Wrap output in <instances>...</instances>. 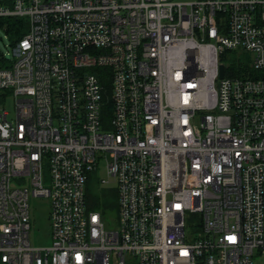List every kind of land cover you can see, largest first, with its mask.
<instances>
[{
    "label": "built area",
    "instance_id": "1",
    "mask_svg": "<svg viewBox=\"0 0 264 264\" xmlns=\"http://www.w3.org/2000/svg\"><path fill=\"white\" fill-rule=\"evenodd\" d=\"M9 18L27 24L0 69V264L264 259V0H0ZM101 171L116 229L88 207Z\"/></svg>",
    "mask_w": 264,
    "mask_h": 264
},
{
    "label": "rangeland",
    "instance_id": "2",
    "mask_svg": "<svg viewBox=\"0 0 264 264\" xmlns=\"http://www.w3.org/2000/svg\"><path fill=\"white\" fill-rule=\"evenodd\" d=\"M180 2H194L195 0H178ZM13 41L0 25V55L5 58H12ZM4 109L9 112L10 118L15 117V101L10 98L6 101ZM106 177L101 171L94 172L89 176L86 185L88 207L91 210L101 211L106 227L116 229L119 216V198L116 187H105L100 184V179ZM50 202L45 198H34L30 201V211L32 216L31 241L36 247L48 246L50 240L49 222ZM258 264H264V259L257 257Z\"/></svg>",
    "mask_w": 264,
    "mask_h": 264
},
{
    "label": "trees",
    "instance_id": "3",
    "mask_svg": "<svg viewBox=\"0 0 264 264\" xmlns=\"http://www.w3.org/2000/svg\"><path fill=\"white\" fill-rule=\"evenodd\" d=\"M26 21L22 19L9 18V19H0V25L6 30L10 36L13 44L20 40L26 33ZM225 65L228 69L233 71L237 69L245 68L244 59L237 57L236 54L232 55L228 60H225ZM11 66V60L5 58L3 55H0V69L8 68ZM105 82L107 87V94L110 95V82ZM110 108V103H109ZM103 215V214H102Z\"/></svg>",
    "mask_w": 264,
    "mask_h": 264
},
{
    "label": "water",
    "instance_id": "4",
    "mask_svg": "<svg viewBox=\"0 0 264 264\" xmlns=\"http://www.w3.org/2000/svg\"><path fill=\"white\" fill-rule=\"evenodd\" d=\"M220 71H221V77H223V75H224V66L220 67Z\"/></svg>",
    "mask_w": 264,
    "mask_h": 264
}]
</instances>
